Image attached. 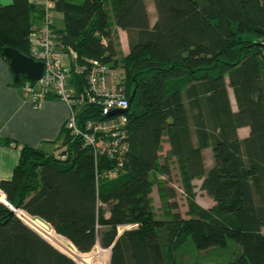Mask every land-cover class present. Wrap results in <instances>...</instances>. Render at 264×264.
Segmentation results:
<instances>
[{
    "label": "trees",
    "instance_id": "16d2710c",
    "mask_svg": "<svg viewBox=\"0 0 264 264\" xmlns=\"http://www.w3.org/2000/svg\"><path fill=\"white\" fill-rule=\"evenodd\" d=\"M49 1L64 16L58 33L79 65L124 70L129 151L122 174L107 180L101 175L113 160L96 156L66 128L60 156L24 147L0 189L13 207L55 233L34 221L47 241L0 195V264H77L74 255L97 245L111 250L109 264H177L189 241L204 251L230 240L242 249L231 264H264V0H154V27L145 0ZM43 17L30 0L1 6L0 55L10 47L29 56V36ZM113 25L131 36L125 58ZM83 81L72 78L78 90ZM81 118L99 120L100 110L88 106ZM242 128L250 129L246 139ZM164 143L170 150L163 156ZM207 148L214 157L208 172ZM174 163L187 217L171 203L176 191L166 178ZM196 179H203L213 208L197 203ZM156 183L175 209L165 218L157 219L152 206Z\"/></svg>",
    "mask_w": 264,
    "mask_h": 264
},
{
    "label": "built area",
    "instance_id": "2783aa9c",
    "mask_svg": "<svg viewBox=\"0 0 264 264\" xmlns=\"http://www.w3.org/2000/svg\"><path fill=\"white\" fill-rule=\"evenodd\" d=\"M54 13V3L47 0L42 23L31 32L28 39L29 57L43 62L45 72L39 81L27 80L22 85L21 92L36 109H39L49 97L66 103L70 109L65 123L66 130L73 136L81 137L86 146L93 148L96 156L104 154L113 160L114 167L106 170L101 176L107 180H115L122 174L126 154L129 151L127 114L112 115L116 111H126L130 107L125 90L120 86L124 75L117 70H110L107 66H99L95 62L91 67L81 66L78 63L65 65L63 57L66 53L71 54L75 59L77 54L70 45L63 43L53 21ZM74 75L84 77L81 90L69 86ZM88 106L98 107L101 119L82 120L81 113ZM0 195L4 197L2 203L12 211L14 207L7 201L1 189ZM14 214L41 236L39 228L33 226L34 221H40L54 231L48 223L29 216L23 210L17 209ZM127 228L130 229L132 226ZM103 250L111 252L110 249Z\"/></svg>",
    "mask_w": 264,
    "mask_h": 264
},
{
    "label": "crops",
    "instance_id": "0c3cea01",
    "mask_svg": "<svg viewBox=\"0 0 264 264\" xmlns=\"http://www.w3.org/2000/svg\"><path fill=\"white\" fill-rule=\"evenodd\" d=\"M46 1L47 0H30L32 4L42 9H44ZM12 2L13 0H0V7L8 6ZM145 2L148 8L151 27H154L158 21L155 1L145 0ZM56 14L62 16L64 21V16L62 14L57 12ZM41 23L42 21L36 23L33 29L39 27ZM63 23L62 27L55 26L56 29H63L65 22ZM113 32L119 39L120 58L127 57L132 48L131 36L127 31L115 25H113ZM63 60L65 65H75L77 63V59L69 53L64 55ZM117 71L124 75V70L118 69ZM17 83L10 67V61L5 56L0 55V183L9 181L13 178L14 171L20 163L22 149L24 147L27 146L47 154H56L57 150L62 149V131L65 128V123L70 114L68 105L54 97L47 98L41 104V107L36 109L34 105L23 96L21 92L22 86L18 87ZM69 86L76 88V85H73L72 82ZM242 130L245 131V136H241ZM249 135V128H242L239 130L241 139H246ZM169 150L170 146L168 143H164L163 156L166 155ZM203 155L205 159V169L208 172L214 165L212 148L205 149ZM171 167L172 173L178 174L180 177L177 165L174 163ZM158 176H160L162 180V175L158 174ZM197 180L203 183V179H196L193 182L194 186ZM156 187L157 186L153 187L151 193L153 208ZM36 222L42 223L40 221ZM100 254H102V252ZM83 256L88 257L89 255L86 254ZM104 263L106 264L105 260Z\"/></svg>",
    "mask_w": 264,
    "mask_h": 264
},
{
    "label": "rangeland",
    "instance_id": "374dc122",
    "mask_svg": "<svg viewBox=\"0 0 264 264\" xmlns=\"http://www.w3.org/2000/svg\"><path fill=\"white\" fill-rule=\"evenodd\" d=\"M53 21L55 26L57 27H62L64 24L62 16H58L56 12L54 13ZM229 93L233 108L236 110L237 105L233 90L229 89ZM241 136H245V131L243 130L241 131ZM61 153H62V149L57 150L56 155L60 156ZM155 175L156 174H152L151 179L154 180ZM179 178L180 177L178 174L172 173L171 178L169 179L166 178V180H168V186L176 191V198L173 199L171 203L176 204L177 212H180L183 217H187L188 207H187L186 195L183 191L182 184ZM202 184L203 183L200 180H197L195 182L196 200L198 201V204L201 208L211 209L215 206V202L202 189ZM155 186H157L155 188L156 194L154 195L155 214L157 216V219H159L160 217L165 218V215L172 212V210L175 211V209H172L168 205V199L165 200L161 199L157 189L159 187V184L156 183ZM101 252L102 254H100ZM241 253H242L241 247L238 246L232 240L229 241L228 246L226 248H211L204 251L197 250L194 244L191 241H189L183 246V248L177 254V264H231L239 257V255H241ZM88 255H89L88 257H84L81 254L74 255L73 257L72 256L71 257L74 260H76L77 264H105L104 260L106 261V264L110 263L111 252L104 251L99 245L96 246L95 249Z\"/></svg>",
    "mask_w": 264,
    "mask_h": 264
},
{
    "label": "water",
    "instance_id": "95a60500",
    "mask_svg": "<svg viewBox=\"0 0 264 264\" xmlns=\"http://www.w3.org/2000/svg\"><path fill=\"white\" fill-rule=\"evenodd\" d=\"M4 56L10 61V67L14 73L16 82L19 83L22 78H26V80L36 82L43 77L45 72V64L43 62L35 61L29 56L10 47L4 49ZM127 113L128 110L116 111L112 115H121ZM16 210L17 208L14 207L12 212L14 213Z\"/></svg>",
    "mask_w": 264,
    "mask_h": 264
},
{
    "label": "bare ground",
    "instance_id": "6f19581e",
    "mask_svg": "<svg viewBox=\"0 0 264 264\" xmlns=\"http://www.w3.org/2000/svg\"><path fill=\"white\" fill-rule=\"evenodd\" d=\"M68 54V53H67ZM124 82V81H123Z\"/></svg>",
    "mask_w": 264,
    "mask_h": 264
}]
</instances>
